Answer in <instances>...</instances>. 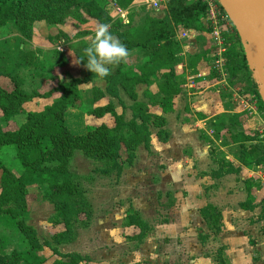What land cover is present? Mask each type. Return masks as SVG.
I'll list each match as a JSON object with an SVG mask.
<instances>
[{
	"label": "rangeland",
	"instance_id": "rangeland-1",
	"mask_svg": "<svg viewBox=\"0 0 264 264\" xmlns=\"http://www.w3.org/2000/svg\"><path fill=\"white\" fill-rule=\"evenodd\" d=\"M95 1L97 7L111 19L124 21L117 15L115 9L117 5L111 0ZM123 9L126 10V19L132 17L136 27L149 16H159L149 8L145 0H135L132 5ZM161 12L164 16L165 12ZM98 13V10L95 11L91 7H76L60 14V22L50 23L46 20L34 22L29 33L22 31L14 21L0 27V86L10 92L18 81L25 91L29 93L38 91L44 94L61 83L74 78H84L88 70L80 59H84L83 49L91 44L94 31L100 24L95 17ZM188 35L189 37L182 43L183 46H191V49L182 48L179 55L181 62L176 69L178 77H182L180 79L183 81V91L178 97L183 95L186 100L181 106V111L184 112L185 103L188 104L187 100L191 99L188 96L208 94L209 98H214L213 101H218L219 107L227 106L228 111H237L238 104L249 98L253 99L264 118L258 87L256 92L248 88L249 82L255 83L250 70L239 71L235 78L226 71L224 79L219 73L215 74L214 78H211L210 74L209 79L219 80L221 84L213 83L209 88L207 81L199 82L198 74H191L190 57L203 53L211 58L213 52L210 53L211 46L205 36L189 33ZM145 59L146 54L136 48L129 53L123 68L135 73ZM110 68L114 73L117 65ZM80 89L83 102L69 107L65 114L72 132L84 134L102 124L111 126L113 118L110 114L102 118L92 115V111L98 105L94 101V92L97 89L106 91L104 78L100 79L94 75ZM146 89L145 86L138 87L141 102L148 101L144 96ZM151 89L156 92L155 85ZM218 95L219 97H216ZM57 98L59 94L48 99H34L24 105L25 114L5 116L0 111V128L4 131L18 130L25 123L27 113L41 112ZM121 99L123 104L119 99L105 94L99 106L113 103L118 114H124L125 120H129L132 116L129 105L132 102L124 94H121ZM150 111L160 112L157 108H150ZM224 116L220 119L218 126L220 130L225 129L222 125L228 124V119L232 117L230 113ZM238 119L244 122L245 117L240 115ZM257 130L260 139V129ZM123 132L128 136L127 128ZM153 133L155 134V130ZM213 149L215 157L218 159L223 157L219 149ZM0 159L14 175L29 179L28 211L24 218L28 225L36 229L42 245L37 251L29 250L26 239L11 220L0 216V253H23L26 261L21 264H50L59 258L52 249L54 246L61 254H80L84 259L82 264H132L134 254L142 256L140 264H189L188 251L198 241L199 227L196 226L198 230L194 232L185 223H195V216L188 214L191 212L190 206L194 196L193 199L187 198V193L191 189L192 169L186 159L182 158V162L174 166L169 163L168 158L151 157L145 148L140 146L136 151L133 165L126 166L119 176L116 174L106 176L96 170L104 166L102 162L87 158L82 152H76L70 161L69 171L72 178L85 190L86 199L91 205V217L81 215L79 222L75 224L76 238L61 245L56 244L52 237L63 232L64 226L53 222L56 212L49 198L51 191L48 184L42 181L39 175L24 171L14 147L0 148ZM126 160L127 153L124 150L120 161L127 165ZM209 166L210 164L206 162L201 168L208 169ZM192 167L200 169L197 164ZM186 179L189 180L188 184L185 182ZM188 185L190 188H187ZM197 186L194 184V187ZM241 197L237 196L238 199ZM137 210L150 229L142 241L131 240L130 237L138 233V230L134 232L124 226L126 217ZM164 219L167 221L163 222ZM46 242H50L51 247L46 245ZM207 247L208 251H213L218 245L213 242ZM221 259L224 261L223 257ZM218 263L220 264V257Z\"/></svg>",
	"mask_w": 264,
	"mask_h": 264
},
{
	"label": "trees",
	"instance_id": "trees-1",
	"mask_svg": "<svg viewBox=\"0 0 264 264\" xmlns=\"http://www.w3.org/2000/svg\"><path fill=\"white\" fill-rule=\"evenodd\" d=\"M111 1L124 8L132 5L135 0ZM76 7H91L95 11L98 10L99 13L95 17L100 24L109 25V32L127 48L129 53L139 48L146 54V59L138 66L137 72L132 73L123 68L126 58L116 64L117 69L114 73L110 71V75L104 78L106 91L97 89L94 92V101L98 105L92 111V115L102 118L110 114L113 124L111 126L102 124L84 134L72 132L65 114L69 107L83 102L80 88L94 76L90 71L84 78H74L61 83L44 94L38 91L29 93L16 80L10 92L0 86V111L5 116L25 114V104L34 99H48L59 94V98L43 111L27 113L25 123L18 130L4 131L0 128V148L14 147L24 171L39 175L49 186L51 191L49 198L56 212L53 222L64 226L63 232L52 236L58 245L76 238L75 224L79 222L81 215L91 217V205L86 199L85 190L72 178L69 171V164L75 153L82 152L87 158L102 162L104 166L96 169L102 174L119 176L126 166L134 164L136 151L140 146L150 151L153 130L158 140L166 143L169 132L166 129L165 116L174 112L175 98L183 91L182 77H178L176 70L181 62L179 55L183 48V43L177 39L178 33L195 34L211 31L206 22V5L200 0H175L164 10L162 18L149 16L137 27L133 24L132 17L128 24L111 19L97 7L95 0H0V27L14 21L22 31L29 33L34 22L46 20L57 23L60 14ZM223 36L226 47L225 71L235 78L239 71L249 68L235 28ZM209 51L213 52L211 58L203 53L190 57L191 74H198L199 64L205 61L210 68L211 78L215 77L217 71L214 66L216 60L214 47L211 46ZM80 62L85 63L83 60ZM154 85L156 92L151 89ZM139 86L147 88L144 93L147 102L139 100ZM256 87L255 83L249 82V89L256 92ZM105 94L119 99L120 103L121 94H124L132 102L129 105L132 111L131 119L125 120L124 114H118L113 103L99 106ZM150 108L159 109L161 114L151 112ZM261 108L264 112L262 101ZM228 122L222 126L229 130L232 142L240 145L239 162L246 167L264 165V146L260 142L258 130H249L238 117L232 116ZM126 128L129 131L128 136L123 132ZM124 150L127 153V165L120 161ZM219 162L220 170L224 174L239 172L224 159H220ZM28 180L24 176L14 175L0 159V216L11 220L26 239L29 250L37 251L42 245L36 229L28 225L24 218L28 211ZM200 212L212 233L221 231L222 214L217 207L209 204ZM124 226L138 230L137 235L130 237L134 241H142L150 231L139 211L130 213ZM200 238L203 242L206 237ZM46 245L51 247L52 244L46 242ZM52 249L59 258L50 264H82L84 261L78 253L61 254L54 246ZM24 261L26 259L23 253H0V264H21ZM221 264L224 262L221 261Z\"/></svg>",
	"mask_w": 264,
	"mask_h": 264
},
{
	"label": "crops",
	"instance_id": "crops-1",
	"mask_svg": "<svg viewBox=\"0 0 264 264\" xmlns=\"http://www.w3.org/2000/svg\"><path fill=\"white\" fill-rule=\"evenodd\" d=\"M162 13H157L159 18L163 17ZM195 34L205 36L212 46L210 33ZM183 47L185 50L191 49V46ZM210 72L207 63L202 61L198 66L197 80L204 83L207 81L208 88L213 86V83L220 85L221 81L207 78ZM188 97L191 99L187 100L188 104L185 103L184 112L181 111V106L186 100L182 95L175 100L174 112L165 116L166 129L169 132L168 141L160 142L154 134L151 138L150 151L145 149L151 157L168 158L169 163L174 166L179 165L182 158L186 159L191 166V189L187 193V198L193 199L194 196V199L191 201L193 205L191 204V212L188 214L195 216V223H185L194 232L199 230L198 241L188 251L190 254L188 262L189 264H217L220 257L221 264L223 257L224 264H264V165L243 166L238 160L240 145L232 142L229 130L218 129L220 119L230 113L233 117L240 115L245 117L244 124L249 130H261L264 127L261 111L257 115L245 113L240 104H238L239 110L228 111L227 106L219 107L218 101H213L214 98H209L208 94ZM261 144L263 145L262 142ZM213 148L219 149L223 157L219 159L215 157ZM220 159L230 163L239 172L224 174L220 170ZM206 162L210 166L208 169H202ZM195 164L200 166V169H193L192 166ZM185 182L188 184L189 180L186 179ZM194 184L198 186L194 187ZM187 188H190L189 185ZM238 195L242 197L238 199ZM209 204L217 207L222 214L221 231L215 234L209 230L200 212ZM164 220L163 222L167 221V219ZM196 226L199 228L197 229ZM130 229L137 232L136 228L130 227ZM201 236L206 237L203 242ZM213 242L218 247L208 251L207 246Z\"/></svg>",
	"mask_w": 264,
	"mask_h": 264
},
{
	"label": "water",
	"instance_id": "water-1",
	"mask_svg": "<svg viewBox=\"0 0 264 264\" xmlns=\"http://www.w3.org/2000/svg\"><path fill=\"white\" fill-rule=\"evenodd\" d=\"M234 26L264 104V0H219Z\"/></svg>",
	"mask_w": 264,
	"mask_h": 264
},
{
	"label": "built area",
	"instance_id": "built-area-1",
	"mask_svg": "<svg viewBox=\"0 0 264 264\" xmlns=\"http://www.w3.org/2000/svg\"><path fill=\"white\" fill-rule=\"evenodd\" d=\"M175 0H145V3L149 8L158 13L167 9V6ZM205 3L207 8L206 22L207 26L211 28L210 36L212 41V47H214L216 55V60L214 61L215 69L219 73L222 79L225 78V56L226 47L224 40V33H231L233 30V25L230 22L227 14L220 5L219 0H200ZM117 5V4H116ZM117 15L124 20L126 24L129 23V19H126V10H124L119 5L116 6ZM189 37L187 32L178 33L177 39L182 42ZM190 80V79H189ZM253 100V99H252ZM250 98L246 101H242L240 104L244 111L253 113L255 115L260 114V111L256 108V101H252ZM252 101V102H250ZM250 102V103H249ZM262 114V113H261ZM262 130V131H261ZM260 130V141L264 145V127Z\"/></svg>",
	"mask_w": 264,
	"mask_h": 264
},
{
	"label": "clouds",
	"instance_id": "clouds-1",
	"mask_svg": "<svg viewBox=\"0 0 264 264\" xmlns=\"http://www.w3.org/2000/svg\"><path fill=\"white\" fill-rule=\"evenodd\" d=\"M108 29L109 25L104 23L96 27L91 44L83 49L84 59H80L100 79L110 75V66L123 62L129 55L127 48ZM141 260V255L134 254L132 264H140Z\"/></svg>",
	"mask_w": 264,
	"mask_h": 264
},
{
	"label": "bare ground",
	"instance_id": "bare-ground-1",
	"mask_svg": "<svg viewBox=\"0 0 264 264\" xmlns=\"http://www.w3.org/2000/svg\"><path fill=\"white\" fill-rule=\"evenodd\" d=\"M231 22V21H230ZM234 27V26H233Z\"/></svg>",
	"mask_w": 264,
	"mask_h": 264
}]
</instances>
